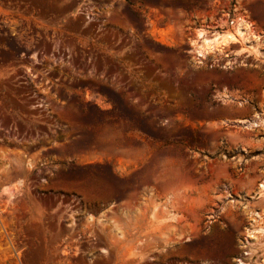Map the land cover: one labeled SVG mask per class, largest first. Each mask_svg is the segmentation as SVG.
I'll return each instance as SVG.
<instances>
[{
	"label": "rangeland",
	"instance_id": "rangeland-1",
	"mask_svg": "<svg viewBox=\"0 0 264 264\" xmlns=\"http://www.w3.org/2000/svg\"><path fill=\"white\" fill-rule=\"evenodd\" d=\"M263 183L264 0H0V264H264Z\"/></svg>",
	"mask_w": 264,
	"mask_h": 264
},
{
	"label": "bare ground",
	"instance_id": "bare-ground-1",
	"mask_svg": "<svg viewBox=\"0 0 264 264\" xmlns=\"http://www.w3.org/2000/svg\"><path fill=\"white\" fill-rule=\"evenodd\" d=\"M204 30V29H203ZM210 31H203L201 30L200 36L201 38V46L208 47L210 45L219 44L221 45H227L228 43L232 41H239L240 38H251L254 42H258L260 40V36L253 32V23L243 17H239L237 19V22L235 25L230 28L229 30H226L224 32L221 31H215L212 34H209ZM213 45V46H214ZM200 46V47H201ZM218 46V45H217ZM262 187L264 188V183L262 184ZM260 230V229H255Z\"/></svg>",
	"mask_w": 264,
	"mask_h": 264
},
{
	"label": "trees",
	"instance_id": "trees-1",
	"mask_svg": "<svg viewBox=\"0 0 264 264\" xmlns=\"http://www.w3.org/2000/svg\"><path fill=\"white\" fill-rule=\"evenodd\" d=\"M132 4H134V2H131V5ZM14 50L17 53V56L20 58L22 56L21 50H23V48L18 47V48L14 49Z\"/></svg>",
	"mask_w": 264,
	"mask_h": 264
}]
</instances>
